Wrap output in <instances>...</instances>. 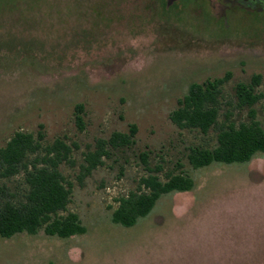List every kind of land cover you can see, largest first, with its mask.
Wrapping results in <instances>:
<instances>
[{
  "label": "rangeland",
  "instance_id": "rangeland-1",
  "mask_svg": "<svg viewBox=\"0 0 264 264\" xmlns=\"http://www.w3.org/2000/svg\"><path fill=\"white\" fill-rule=\"evenodd\" d=\"M228 71L219 121L228 108L234 121H247V109L232 108L233 88L259 74L264 94V5L0 0V146L17 130H42L45 143L64 139L73 160L60 165L73 184L67 211L86 227L68 238L42 230L0 237V264H264V155L194 169L188 148L214 146L216 127L203 134L169 119L191 83ZM253 107L264 128V97ZM132 123L135 142L80 180L84 153ZM143 152L161 178L183 170L194 187L162 195L125 227L111 212L147 174ZM2 182L20 191L18 177Z\"/></svg>",
  "mask_w": 264,
  "mask_h": 264
},
{
  "label": "trees",
  "instance_id": "trees-1",
  "mask_svg": "<svg viewBox=\"0 0 264 264\" xmlns=\"http://www.w3.org/2000/svg\"><path fill=\"white\" fill-rule=\"evenodd\" d=\"M228 71L221 77L193 82L188 91L177 99V106L170 111L169 119L178 128L196 129L206 134L216 127V144L211 147L191 146L186 158L194 169L212 163H246L257 155H264V128L255 118L254 105L264 97L256 91L261 76L254 74L249 83L234 85L232 108L247 109V121H234L228 108L219 121L222 86L230 78ZM83 106H75L74 120L83 129ZM137 127L130 124L127 132L114 131L107 139H97L93 150L84 153L80 165L82 180L102 165L112 151L129 147L135 142ZM45 134L17 130L0 146V179L18 177L20 191H10L5 182L0 184V237L10 238L16 233L36 234L42 230L48 236L68 238L83 234L86 227L77 213L67 211L72 192V182L60 170L61 164H72V147L62 138L44 142ZM143 162L147 153L140 154ZM147 174L140 177L135 191L118 197L111 212L113 223L133 226L146 216L159 198L167 193L189 191L194 180L183 170L168 172L164 178L145 165ZM63 212H66L63 214Z\"/></svg>",
  "mask_w": 264,
  "mask_h": 264
},
{
  "label": "flooded vegetation",
  "instance_id": "flooded-vegetation-1",
  "mask_svg": "<svg viewBox=\"0 0 264 264\" xmlns=\"http://www.w3.org/2000/svg\"><path fill=\"white\" fill-rule=\"evenodd\" d=\"M229 2H234L236 4H239L240 6H245L248 8H254L259 7L261 9V6L264 5V0H228Z\"/></svg>",
  "mask_w": 264,
  "mask_h": 264
}]
</instances>
